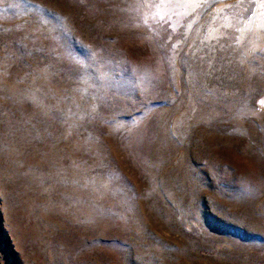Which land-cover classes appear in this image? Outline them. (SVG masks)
I'll return each mask as SVG.
<instances>
[{
    "label": "rangeland",
    "instance_id": "1",
    "mask_svg": "<svg viewBox=\"0 0 264 264\" xmlns=\"http://www.w3.org/2000/svg\"><path fill=\"white\" fill-rule=\"evenodd\" d=\"M0 264H264V0H0Z\"/></svg>",
    "mask_w": 264,
    "mask_h": 264
}]
</instances>
